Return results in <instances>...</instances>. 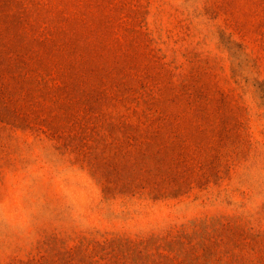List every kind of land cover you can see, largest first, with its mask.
Listing matches in <instances>:
<instances>
[{
	"label": "rangeland",
	"instance_id": "374dc122",
	"mask_svg": "<svg viewBox=\"0 0 264 264\" xmlns=\"http://www.w3.org/2000/svg\"><path fill=\"white\" fill-rule=\"evenodd\" d=\"M0 264H264V0H0Z\"/></svg>",
	"mask_w": 264,
	"mask_h": 264
}]
</instances>
